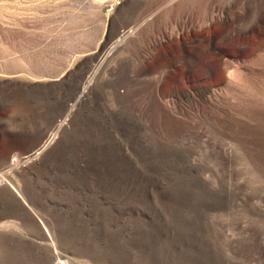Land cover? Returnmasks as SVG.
I'll return each instance as SVG.
<instances>
[{
	"label": "rangeland",
	"instance_id": "rangeland-1",
	"mask_svg": "<svg viewBox=\"0 0 264 264\" xmlns=\"http://www.w3.org/2000/svg\"><path fill=\"white\" fill-rule=\"evenodd\" d=\"M0 264H264V0H0Z\"/></svg>",
	"mask_w": 264,
	"mask_h": 264
}]
</instances>
